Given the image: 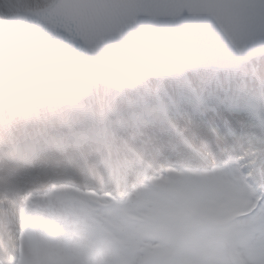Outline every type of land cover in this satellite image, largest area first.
I'll return each instance as SVG.
<instances>
[{"label": "clouds", "instance_id": "1", "mask_svg": "<svg viewBox=\"0 0 264 264\" xmlns=\"http://www.w3.org/2000/svg\"><path fill=\"white\" fill-rule=\"evenodd\" d=\"M58 247L264 264V0H0V264Z\"/></svg>", "mask_w": 264, "mask_h": 264}, {"label": "rangeland", "instance_id": "2", "mask_svg": "<svg viewBox=\"0 0 264 264\" xmlns=\"http://www.w3.org/2000/svg\"><path fill=\"white\" fill-rule=\"evenodd\" d=\"M193 183H198V181H195V180H194Z\"/></svg>", "mask_w": 264, "mask_h": 264}, {"label": "snow or ice", "instance_id": "3", "mask_svg": "<svg viewBox=\"0 0 264 264\" xmlns=\"http://www.w3.org/2000/svg\"><path fill=\"white\" fill-rule=\"evenodd\" d=\"M193 213H194V212H193ZM240 264H244V262H243V261H241V262H240Z\"/></svg>", "mask_w": 264, "mask_h": 264}]
</instances>
